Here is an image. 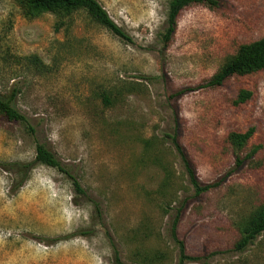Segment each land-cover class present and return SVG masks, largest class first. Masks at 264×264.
<instances>
[{
    "label": "rangeland",
    "instance_id": "1",
    "mask_svg": "<svg viewBox=\"0 0 264 264\" xmlns=\"http://www.w3.org/2000/svg\"><path fill=\"white\" fill-rule=\"evenodd\" d=\"M97 1L129 42L80 12L65 36L51 13L26 18L0 0V93L16 89L31 127L0 115V162H28L43 143L66 171L34 164L15 187L0 165V264H176V214L175 234L196 258L182 264H264V231L233 248L264 204V69L199 85L264 35V0L190 4L164 48L167 0ZM29 54L47 70L16 61ZM240 89L251 94L236 104ZM250 127L236 151L227 133ZM173 133L197 182L215 185L194 194Z\"/></svg>",
    "mask_w": 264,
    "mask_h": 264
},
{
    "label": "trees",
    "instance_id": "2",
    "mask_svg": "<svg viewBox=\"0 0 264 264\" xmlns=\"http://www.w3.org/2000/svg\"><path fill=\"white\" fill-rule=\"evenodd\" d=\"M21 9V13L26 18H34L38 15L47 12L54 16L53 30H62L64 35L67 36L70 31L72 22V15L74 13H83L94 23L102 26L111 34L117 36L119 39L129 42L130 36L127 35L122 28H120L108 16L104 8L97 0H13ZM202 4L209 8L217 5V0H167L165 26L160 34V42L162 47H166L171 37L174 34L176 27V20L179 12L190 4ZM19 64L26 69H32L36 73H43L47 70L44 64L35 54L19 56L16 60ZM264 69V35L253 41L239 44L231 55L226 57L224 61L217 67V69L206 78L200 85L202 88L219 86L226 78L233 75H244L250 72ZM16 89L12 86L7 93H0V115L8 120L18 121L25 125L26 128L31 130L28 125L27 118L22 114L14 105ZM178 93V92H176ZM250 91L240 89L234 99V103L244 102L250 96ZM102 103H108L109 95L105 91L98 94ZM252 133V128H247L245 131H229L226 139L229 144L236 150L240 151L246 144L248 138ZM169 138L171 145L177 153L180 162L183 166L189 184L197 195L215 184L200 185L195 176L190 162L186 158L184 152L180 148L175 139V134H166ZM238 157V156H237ZM237 160H239L237 158ZM34 164H43L53 167L61 172L66 171L62 168L59 160L55 154L47 148L43 143H36L34 145V155L32 160L28 162H0L1 167L12 169L17 175V182L15 187H18L26 178ZM71 181V185L75 192L80 194L83 190L80 188L78 182L74 177L67 174ZM178 212V210H177ZM177 215V214H176ZM176 215L171 221L169 228V235L178 248V260L176 264H182L184 260H194V256H189L184 253L183 243L177 238L175 234ZM264 231V204L258 207L253 213L250 214L241 224L239 237L233 244L235 250L244 249L253 238Z\"/></svg>",
    "mask_w": 264,
    "mask_h": 264
}]
</instances>
